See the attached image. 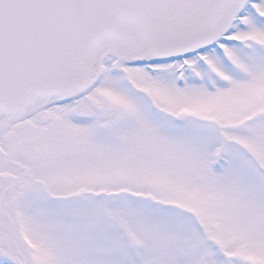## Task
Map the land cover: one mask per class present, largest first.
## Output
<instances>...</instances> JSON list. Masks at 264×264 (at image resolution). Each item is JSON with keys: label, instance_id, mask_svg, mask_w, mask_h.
Here are the masks:
<instances>
[{"label": "snow or ice", "instance_id": "6c2138e0", "mask_svg": "<svg viewBox=\"0 0 264 264\" xmlns=\"http://www.w3.org/2000/svg\"><path fill=\"white\" fill-rule=\"evenodd\" d=\"M0 264H264V0H0Z\"/></svg>", "mask_w": 264, "mask_h": 264}]
</instances>
